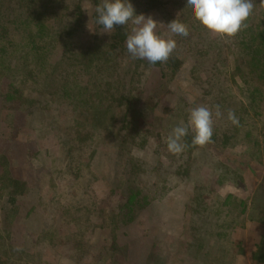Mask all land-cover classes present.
I'll return each mask as SVG.
<instances>
[{
    "label": "trees",
    "instance_id": "16d2710c",
    "mask_svg": "<svg viewBox=\"0 0 264 264\" xmlns=\"http://www.w3.org/2000/svg\"><path fill=\"white\" fill-rule=\"evenodd\" d=\"M76 1L72 0L76 4V9L71 4L63 8L64 0H25V2L6 0V6L0 4V31L6 35L18 34L22 38L23 32H27V35H23L24 41L29 42L27 44L30 48L38 53L41 52L40 56L46 53L45 48L49 41L59 42L62 55L56 62H49L51 73L46 77V81L34 82L35 91L39 96L44 94L43 99L49 96L48 100L52 99L51 96L56 92H62V96L70 101L69 104L75 106L79 110L77 112L81 113L77 116V120H74L79 122L78 120L82 119L88 122L89 131L91 130L90 141L97 142V147L104 145L107 149L102 159H95L100 173H103L102 181L98 188L96 186L91 188L89 184V189L93 191V195L90 196L93 198L89 197L85 202L88 212L100 219V222L95 225L94 221H88L94 216L86 218L82 211H75L73 215H81L85 222L68 223V228L77 239L86 238L89 232L95 233L97 226L99 230L107 231L108 241L104 242V249L101 251L100 247L95 246L96 256L88 258L86 251L79 253L81 252L79 249H82V246H79L78 250L76 249L78 253L76 256L77 253H72V247L66 242L64 248L54 246V255L57 258L55 261L49 255L47 260L45 256L41 258L42 263L46 264L52 258L51 264L80 262L97 264V260L101 257L100 264H225L226 254L230 253L226 251L222 239L225 226L218 221L220 216L210 218L206 215L209 210L206 196L209 183L206 181V172L200 175L201 172L196 169L194 151L197 146L192 145V139L185 137L184 143L188 145L186 150L179 155L171 154L167 149L168 137L154 138V129L151 127L163 123L158 110L163 109L164 106L159 105V101L165 96L170 97L169 88L172 84L187 79L186 92H193L198 101L207 100V106L213 112L215 105H219L222 112L221 118L213 117L212 142L207 144L211 146L210 150L213 152L212 159L207 163L208 174L217 171V175L221 176L217 182L220 186L228 184V188L243 189L242 172L231 169L232 167L226 164L225 160L219 163L217 157L229 155L228 157L232 158L230 154L234 152L232 149L236 144L250 145L249 149L247 147L245 149L248 152L256 148L258 157L263 154L261 139L255 136V131L244 133L242 131L244 123L233 125L227 119V114L228 110H233L237 116L242 109L249 114V110L257 106V94L253 91L261 92L257 85L264 88V3L261 0H253L255 8L247 20L248 27L233 38H221L208 32L195 20L192 11L186 8V0H129L136 15L152 16L157 13L161 16L162 6L170 2H174L177 9L189 13L187 21L183 22L188 25L189 36L185 38L173 35L177 47L169 60L166 63L158 62L150 65L146 60H133L127 52L126 38L133 27L131 23L126 26H115L112 41L108 49H103L102 52L99 51L100 48L78 49V44L75 42L76 33L81 26H84L85 16L84 13L78 12L81 2ZM94 3L98 5L101 0H94ZM47 6H52L53 9ZM5 8L7 13H3ZM49 10L52 11L49 13ZM52 13L56 14L57 18L55 17L54 22L50 23L47 15ZM163 15L159 25L161 29L157 31L167 37L171 35L167 25L176 19L167 20L166 13ZM7 17L8 21L5 23ZM234 49L237 50L235 75L242 76L247 87V90H240L243 100L239 99L238 93L231 86L234 79L230 76L228 53ZM8 51L0 55V75H8L13 79L16 62L12 60L8 63L10 70L6 69L7 74L2 69L4 65L2 58H5V54H10ZM128 56L132 59L130 64L126 59ZM78 67L86 77L79 86L83 90L80 99H76L73 89L70 88L72 86L70 70ZM12 82L10 88L14 89V93L8 98H3V103L6 105L12 103L15 95L19 93V84L16 86L15 80ZM56 83L61 89L55 88ZM58 96L61 97V94ZM177 101V103L183 102L185 98L179 95ZM176 108H178L177 104ZM6 111V116L10 118L16 113V109L10 106ZM77 112H74L75 115ZM253 116L259 117V114L255 112ZM72 128L74 127L70 125L69 137ZM105 141L108 143L104 144ZM110 145H113L112 148ZM148 150L152 153L146 156L145 162L148 157L151 162H147L149 167H145V163H141L135 152H149ZM245 153L247 152H243L242 156L236 154L235 158L241 160L245 171L251 170L255 174L256 180L253 186L257 189L256 196L249 207L256 206L260 216L258 222L254 218L253 223L250 222L257 230L251 229L253 236L249 239L250 243H246V247L251 249L253 262L264 264V250H261L263 248L261 245H264V205L261 206L264 203V164L262 160ZM125 158L129 160L125 161ZM253 159L259 161L257 167ZM148 171L151 174L147 177L150 176L152 179H150L151 183L147 184L143 182L147 181L143 180L146 178L143 176ZM117 175L123 182L117 188L118 191H113L121 194V197L114 210L105 211L101 208V204L103 205L101 197L106 188L113 187V179ZM95 176L98 177V174L93 178L97 184L100 180ZM125 179L127 180L124 182ZM1 180H3L2 188L7 192L5 207L7 212L4 216L10 222L7 228L12 234L10 227L16 225L17 218L23 212L21 199L28 191V183L17 179L13 174L6 175ZM185 194L189 196L187 202L191 203L192 210L185 208L184 200L180 203V198L185 197ZM166 200L168 201L165 202ZM260 207L261 211H259ZM166 210L173 212L168 221L164 218ZM66 215L67 213H64L63 217ZM179 219L183 229L181 238L171 233L167 234L160 228V224L164 222L167 230L169 225H174ZM148 231L149 235L144 234ZM1 232L5 233V231ZM11 234L10 238L1 239L0 249L6 247L2 252L0 250V264H7L1 260L2 256L10 255L6 248L10 246V250L14 252ZM28 240L29 238L26 247H19L20 250L15 251L13 256L10 255L9 261L14 262L13 264L28 262L30 259L26 251ZM21 244L25 245L24 238ZM108 246L110 249L106 250ZM238 247L241 252L245 249V245Z\"/></svg>",
    "mask_w": 264,
    "mask_h": 264
},
{
    "label": "rangeland",
    "instance_id": "374dc122",
    "mask_svg": "<svg viewBox=\"0 0 264 264\" xmlns=\"http://www.w3.org/2000/svg\"><path fill=\"white\" fill-rule=\"evenodd\" d=\"M5 1L0 0V4L2 3L6 6ZM20 1L25 2V0ZM80 2L79 8H81L78 12L84 13L85 23L76 33L75 42L78 44V49H84L86 47L95 50L100 48V52L103 49H108L114 30L110 34L105 33L103 32V27L96 23L97 14L95 8L97 4L94 3V0H80ZM69 4L76 9V4L72 0H64L63 8L64 6H69ZM47 8L53 9L52 6H47ZM162 10L161 16H158L159 14L157 15V13L151 16L159 24L165 13L167 20L174 18L180 22H186L189 17V13L177 9V5L174 2L167 3L166 6L163 5ZM50 11L52 10H49V13ZM4 12L7 13V8L3 10ZM55 17L57 18V15L52 13L47 15V20L53 23ZM147 17L145 16V18ZM7 21L8 17L4 22L6 23ZM160 29L161 27L158 25L157 30L159 31ZM0 35V55L8 50L10 53L8 55L5 54V58H2V61H4V65L2 66L3 71L5 70L4 73L7 74V70H10V66L8 67L10 61L13 60V62H16V68L12 76L13 79L8 75H0V242L3 237L10 238L9 235L11 234L7 228L10 222L4 216L7 212V208H5L7 192L2 188L3 180L1 179L6 175L13 174L17 179L25 180L28 183V191L24 193L21 199L23 212L17 218L16 225L10 227L12 228L13 250L15 252L20 250L19 247H26L27 239L29 238L26 251L30 258L27 263L15 262V264H43L41 258L45 256L47 260L49 255L55 261L57 258L54 255V246L57 245L64 248L66 242L68 246L72 247V253L74 254L77 253L79 246H82V249H79L81 252L78 251L80 254L86 251L88 258L93 255L96 256L97 250H95V246L100 247L101 251L104 249V242L106 243L108 241L107 231L99 230L97 226L95 233L89 232L86 238L77 239L74 233L68 228V223L72 221L85 222L81 218V215H73L75 211H82L86 218H89L88 216H94L86 209L85 202L93 195L92 186L98 188L102 181L103 173H100L95 159H102L107 149L104 145L97 147V142L90 141L89 134L91 130L89 131L88 122L82 119L78 120L79 122L75 121L81 113L77 112L79 110L75 106L69 104L70 101L62 96V92H56L55 95L51 96L52 99L48 100L49 96H45L43 99L45 89L42 91L43 96H39L35 91L36 83L34 82L36 80L46 81V77L51 73L49 62H56L62 55V52H60L62 47L59 42L54 43V41H49L48 46L45 48L47 49L46 53L40 56L39 54L41 52L38 53L36 50L30 48L28 46L29 42L27 44L24 41L23 35H27V32H23L22 38L18 34L6 35L3 31H0ZM26 41L28 40L26 39ZM11 49L12 51H10ZM228 58L230 60V76L234 79L231 86L238 93L239 99L241 98L243 100L240 90H247V87L244 85V78L235 75L237 50H231L228 53ZM126 59L129 60V64L132 62L129 56ZM70 72L72 76V86L70 88L73 89V95L76 99H80L83 95V90L79 86L86 80V77L82 74V70L79 67L71 69ZM12 80H15L16 86L19 84V93L15 95L12 103L6 105L3 103V98H8V96L14 93V89L10 88L13 83ZM187 84V79L177 84H172L169 88L171 91V93L169 91L170 97L165 96L164 99L159 101V105L162 104L164 106L163 109L158 110V115L163 119V123H158V125L154 124L151 127V129H154V138L158 136L163 139L167 138L172 132V129L179 125L181 121L188 122L189 113L192 108L201 105L207 106V100L202 99L198 101L193 92H186L188 88ZM54 86L57 89H61V86L57 83ZM256 87L261 91L258 93L253 91L254 94H257V106L253 107V110L249 108V114L245 109H242L237 117L239 118V123H244L242 126L244 133L254 130L255 136L261 139L262 156L258 157L256 155V148H253V150L250 148L251 152L245 150L247 148L249 149L250 145L236 144V147L232 149L234 152L230 154L232 158H229V155L217 157L219 163L225 160V163L232 167L231 169L242 172L244 176L243 189L228 188L229 185L223 183L220 186L217 182L221 176L217 175V171L208 174L209 166L207 163L213 157L210 145L197 146V149L194 151L196 169L198 172H201L200 175L204 171L206 172V181L209 183V189L206 192L209 210L206 215L210 218L220 216L218 221L222 222V225L224 224L225 226L223 230L225 234L222 239L224 240L226 251L230 252L229 255L226 254L225 264H261L253 262L251 249L246 247V243H250L249 239L253 236L251 229L254 228L257 230L256 226L250 222H252L253 218L257 220L256 222L260 219L259 213L256 210L257 207H249V205H252V201L256 196L255 192L257 189L253 186L256 178L251 170L245 171V167H242L241 160L235 158L236 154L242 156L243 152H247L245 154L252 155V157L254 156L260 161L262 160L264 164V88L261 85H257ZM46 89H48L47 86ZM242 93L244 94V92ZM59 94H61V97L58 96ZM179 95L183 96L185 101H179L177 103V97ZM176 104L178 108H176ZM9 106L15 108L16 113L12 118L8 116V119L6 110ZM74 112H77L76 115ZM255 112L259 114V117L253 116ZM74 122L76 124H73ZM70 125L74 128H72V133H70L69 137V131L71 132L69 129ZM192 137L193 133L190 130L187 138L192 139ZM107 143L108 141L104 142V144ZM110 146L112 148L113 145ZM150 153L152 152L136 151L135 155L139 157L141 163H145V167H149L147 162H151V160L149 161L150 157L147 158L146 162L145 158ZM126 160L129 159L125 158ZM254 162L257 167L259 161L255 160ZM219 163H212V165L218 166ZM95 174H98V177L95 176V178L100 180L97 184L93 181ZM149 174L151 173L148 171L143 176L146 177L143 180H147L143 182L147 184L151 183L150 179H152L150 176L147 177ZM122 182L123 180L119 179L117 175L113 179V187L105 189L101 197L104 205L101 204V208L105 211H112L116 207V203H118L121 194H116L114 191H118L117 188ZM89 184L91 186L90 189ZM219 186L220 188L218 189ZM188 197L185 194V197L180 198V203L184 200L186 203L185 208L192 210L191 203L187 202ZM261 203L262 201H260ZM263 205L264 203L261 204V206ZM261 210L262 208L260 207L259 211ZM64 213H67L65 217H63ZM165 213L164 218L168 221L172 217L173 212L166 210ZM254 215H257V217ZM89 220L91 222L94 221L95 225H98L100 222V219L96 216L90 217ZM166 226L164 222L160 224V228L167 232V234L171 233L174 236L180 237L183 233L180 219L174 225H169L167 230ZM13 229H15L14 232ZM260 230L262 229L260 228ZM1 231H5V233ZM132 233L137 235L134 231ZM144 234L149 235L150 233L148 231L144 232ZM23 238L25 245L21 244ZM239 245H245L244 251H240ZM261 246L263 247L261 250H264V245ZM4 247L6 246L0 249L1 252ZM10 248L9 246L5 250L13 256L14 252ZM105 249L108 250L110 247L108 246ZM43 252L44 255H42ZM10 255L2 256L1 260L5 263L7 262V264H13L14 262L9 261ZM76 256H78V253ZM52 258H50L51 263L53 262ZM97 261V264L102 263L101 257ZM50 262H46V264H51ZM79 264L82 263L80 262Z\"/></svg>",
    "mask_w": 264,
    "mask_h": 264
},
{
    "label": "clouds",
    "instance_id": "9594fccd",
    "mask_svg": "<svg viewBox=\"0 0 264 264\" xmlns=\"http://www.w3.org/2000/svg\"><path fill=\"white\" fill-rule=\"evenodd\" d=\"M264 3V0H261ZM186 8L190 9L196 21L208 32L221 38H233L248 27L247 20L253 14V0H186ZM98 25L103 32L110 34L115 26H133L126 38V49L133 60H146L150 65L166 63L177 47L173 35L189 36V28L179 20H173L167 25L169 36L158 33L160 25L151 16L136 15L129 0H101L95 8ZM222 117L219 105L215 112L207 106H197L190 110L188 122L181 121L172 129L167 138V149L171 154L179 155L188 145L184 138L193 133L192 145L205 146L212 142L214 119ZM227 119L233 124H239V118L233 110H228Z\"/></svg>",
    "mask_w": 264,
    "mask_h": 264
}]
</instances>
